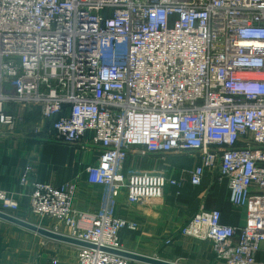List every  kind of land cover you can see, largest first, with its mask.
<instances>
[{
  "label": "built area",
  "instance_id": "2783aa9c",
  "mask_svg": "<svg viewBox=\"0 0 264 264\" xmlns=\"http://www.w3.org/2000/svg\"><path fill=\"white\" fill-rule=\"evenodd\" d=\"M21 106L50 122L52 139L91 134L101 152L86 170L106 189L98 213L75 209L73 185L36 183L30 197L52 231L97 247L77 248V264H139L101 250H123L120 233L138 227L113 215L114 200L185 186L163 169H126L134 153L195 158L193 187L217 171L247 224L226 226L214 209L182 235L211 242L222 264H264V0H0V126L15 130ZM19 210L0 189V212Z\"/></svg>",
  "mask_w": 264,
  "mask_h": 264
},
{
  "label": "crops",
  "instance_id": "0c3cea01",
  "mask_svg": "<svg viewBox=\"0 0 264 264\" xmlns=\"http://www.w3.org/2000/svg\"><path fill=\"white\" fill-rule=\"evenodd\" d=\"M16 112L21 121L15 130L0 126V189L19 201L20 210L14 216L54 229V221L40 220L30 213V197L36 183L75 186L74 207L78 211L98 213L104 208L106 189L90 184L86 172L98 164L101 156L99 148L90 144L92 135L88 134L80 144L67 145L52 139L50 122L44 121L39 111L21 106ZM196 164L197 160L188 155L134 153L129 157L126 169H163L176 179L183 177L186 184L182 188L165 186L163 197L149 203L131 204L126 192H121L112 205L113 215L138 226L120 233L123 250L176 264H222L216 259L211 242L183 236L182 230L197 214L214 209L221 210L222 224L243 227L247 212L230 204L228 181H219L217 171L207 175L200 187L191 186L187 171ZM28 167L32 171L23 184ZM58 230L68 233L64 226ZM77 248L0 219V264H77ZM257 261H264V245Z\"/></svg>",
  "mask_w": 264,
  "mask_h": 264
},
{
  "label": "water",
  "instance_id": "95a60500",
  "mask_svg": "<svg viewBox=\"0 0 264 264\" xmlns=\"http://www.w3.org/2000/svg\"><path fill=\"white\" fill-rule=\"evenodd\" d=\"M0 219L5 220L7 222H10L14 225H17L23 229L29 230L33 233H36L44 238L51 239L54 241H58L61 243L69 244L78 248H89V249H95L97 248L95 245H92L87 242H83L77 239H74L68 235L61 234L54 232L52 230L45 229L43 227H40L38 225L29 223L27 221H24L16 216L2 213L0 212ZM102 251L110 253V254H115L118 256H122L124 258H127L129 260L135 261L137 263H142V264H176V263H170L161 259H158L156 257H149V256H144V255H139L136 253H131L125 250H113L109 248H101Z\"/></svg>",
  "mask_w": 264,
  "mask_h": 264
}]
</instances>
